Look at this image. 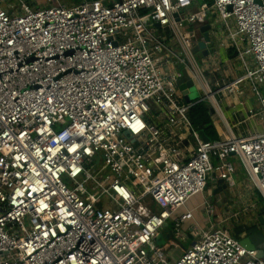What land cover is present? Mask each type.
Instances as JSON below:
<instances>
[{
	"label": "built area",
	"instance_id": "1",
	"mask_svg": "<svg viewBox=\"0 0 264 264\" xmlns=\"http://www.w3.org/2000/svg\"><path fill=\"white\" fill-rule=\"evenodd\" d=\"M48 2L0 0V264H264L180 211L230 179V155L264 203V133L203 141L176 85L185 69L215 104L249 82L264 118V0ZM204 25L241 64L233 82L209 84L191 53ZM169 220L176 241L151 247Z\"/></svg>",
	"mask_w": 264,
	"mask_h": 264
},
{
	"label": "crops",
	"instance_id": "2",
	"mask_svg": "<svg viewBox=\"0 0 264 264\" xmlns=\"http://www.w3.org/2000/svg\"><path fill=\"white\" fill-rule=\"evenodd\" d=\"M54 1L56 3L66 5L72 3L69 0H52V2ZM112 1L114 0H103V2L106 4H109ZM209 47L210 45L207 47L208 50ZM224 51V54L221 53L220 55L219 53V57L210 55L211 53H209L210 56L208 55L207 57H201L198 59L202 63L207 76H209L208 82L211 85H213L216 80H219L220 84L222 83V85H225L226 83L233 82L236 78L241 77L244 74L243 68L240 66L235 57L230 58L228 49H224ZM214 52H216V50L213 48L212 53ZM249 63L250 67L253 68L251 59L249 60ZM220 64L223 66V68H221L223 69V72L221 71L222 76H219L220 78H216L214 71H216ZM210 65H212V67L210 70H208ZM237 88V91H224L215 95V97L218 99V102L220 103L219 109L221 112L218 114L216 112L217 110L214 111L211 110V108L210 112L212 114L213 124L218 137L222 135L223 131L227 130L225 129L226 124L224 125L220 119V116L221 118H224L228 124L227 128H229L236 137H241L248 134L264 133V118H261L258 115L259 112H256L255 105L251 102V97L248 95L249 92H253L250 83L244 82L239 84ZM222 107H224L223 110ZM250 111L253 112V115L250 114ZM226 114L228 117H226ZM235 159H237L239 163L233 162ZM228 161L234 164L235 172L228 181L224 182L225 187L223 184H218V182L212 180L213 177H215V174L212 173V179L208 181L207 188L210 187V189L213 190V194L215 196L224 190H229L232 192L236 197L235 200L237 204V211L233 213L230 218H223L221 216L214 218L213 215H208V217L205 218L204 216L195 213L194 209H190L187 206L188 202L192 198L185 204L183 208L180 209V211H185L186 209L193 210V224H196L200 228L207 229L210 226L216 228H225L231 233L232 236L242 240L250 231H257L260 228L258 220L261 216L264 220V203L258 191L250 188L244 166L239 158L232 155L228 157ZM227 208L230 209V207ZM228 209L226 211H228Z\"/></svg>",
	"mask_w": 264,
	"mask_h": 264
},
{
	"label": "rangeland",
	"instance_id": "3",
	"mask_svg": "<svg viewBox=\"0 0 264 264\" xmlns=\"http://www.w3.org/2000/svg\"><path fill=\"white\" fill-rule=\"evenodd\" d=\"M25 1L28 2L31 5L32 9H35L34 5H37V3H39L41 6L48 5V3H49L48 2L49 0H25ZM54 3H56V2H54ZM206 20L210 22L212 19H210V17H208ZM206 20H204V21H206ZM211 41H212V45H210V47H209V52L211 53L210 55H214L216 57H219V53H220V55H221V53H223V54L225 53L224 49L219 48L218 44L215 43L214 39H211ZM213 48L216 50V52H214V53H212V49ZM240 66H241V64H240ZM211 67H212V65H210L208 70H210ZM219 67L216 69V71H214V75H215L216 78H220L219 76H222L221 75L222 74L221 71L223 72V69H221V68H223V66L220 64ZM204 75H205L206 80L208 81L209 80L208 79L209 76H207L206 72L204 73ZM195 89L196 88L194 87V90H190V92H189L190 101H194V99H196L197 97L199 98L200 96H202V97L205 96L203 94L200 95L201 93L199 91L195 90ZM262 94L264 95V92ZM248 95L251 97V99H250L251 102L254 103V105H255L256 112H259L260 111V106H259V104L257 102V99H256L254 93L253 92H249ZM214 98H215V100H214L215 104L209 103V101L211 102L210 98H209V101L208 100H205V101H207L209 103L211 110H214V111L217 110L216 112L218 114H220L219 113V112H221L220 109H219L220 103L218 102V99L215 96H214ZM223 109H224V107H222V110ZM226 117H228L227 114H226ZM220 119L224 123V121L221 118V116H220ZM224 125H225V123H224ZM226 128H227V126L225 125V129ZM198 134H199V136H201L200 132H198ZM189 140H190L191 144L194 145V138L192 136L189 137ZM233 162L239 163L237 159H235V161H233ZM98 167H99L98 169H100V172L102 174H107L108 173V170L105 168V166L103 164H99ZM218 199H219V201H218ZM235 199H236V197L229 190H224V191H222L221 193H219L218 195L215 196L213 194V190H211L210 187H209L201 195L193 197L188 202L187 206L190 209L191 208L194 209L195 213L200 214V215L204 216L205 218L208 217V215H209V212L206 209L207 205L209 207L213 208L212 215H213L214 218L219 217V216H221L223 218H230L231 215L237 211L236 210L237 209V204H236V200ZM239 201H240V199H239ZM227 207H230V209H228ZM227 209H228V211H226ZM167 226H168V228L170 230L169 233L163 235V237L161 239L151 242V244H150L151 247L162 246L165 243H167L168 239H173L174 240V238L172 236L173 229H174L172 220H169L167 222ZM182 234L183 235H187L186 232H183V231H182ZM192 240L193 239L191 237L185 242L182 241L181 245L182 246H188L191 243ZM174 241H176V240H174ZM177 250H178V252H180L181 248L178 247Z\"/></svg>",
	"mask_w": 264,
	"mask_h": 264
},
{
	"label": "water",
	"instance_id": "4",
	"mask_svg": "<svg viewBox=\"0 0 264 264\" xmlns=\"http://www.w3.org/2000/svg\"><path fill=\"white\" fill-rule=\"evenodd\" d=\"M71 2H79V1H95V0H69ZM158 27V25H156ZM210 30V25H204L200 27V33L205 38L204 42H199L196 46H194L191 50V53L196 56L197 59L201 57H207L209 55V50L207 49V46L211 44V39L209 36L208 31ZM180 78L177 79L176 85L181 92L183 96V100L186 103H190V90H194V86L192 82L189 80V77L187 75V72L185 69L180 70ZM196 90V89H195ZM208 100V97H197L194 99L195 102H202ZM194 102V103H195ZM210 103V101H209ZM200 137L203 141H209L210 139L206 137V135L200 131ZM232 156V155H230ZM218 184H224L223 180H218ZM260 224V228L257 231H250L248 234L245 235V237L241 240V243L245 246H247L250 249H256L258 251L257 256L263 258L264 257V220L262 219V216L258 220ZM169 232V228L165 227L163 230H161L160 234L157 236L156 240H159L162 235H165Z\"/></svg>",
	"mask_w": 264,
	"mask_h": 264
},
{
	"label": "trees",
	"instance_id": "5",
	"mask_svg": "<svg viewBox=\"0 0 264 264\" xmlns=\"http://www.w3.org/2000/svg\"><path fill=\"white\" fill-rule=\"evenodd\" d=\"M228 51L230 58H233L235 56L234 51ZM187 116L196 131H202L210 140H217L219 138L213 124V118L208 102H195V104L188 109Z\"/></svg>",
	"mask_w": 264,
	"mask_h": 264
},
{
	"label": "bare ground",
	"instance_id": "6",
	"mask_svg": "<svg viewBox=\"0 0 264 264\" xmlns=\"http://www.w3.org/2000/svg\"><path fill=\"white\" fill-rule=\"evenodd\" d=\"M212 101H213V99H212ZM213 102H214V101H213ZM219 113H220V112H219ZM222 119H223L224 123L226 124V126H228L227 122L224 120L223 117H222Z\"/></svg>",
	"mask_w": 264,
	"mask_h": 264
}]
</instances>
